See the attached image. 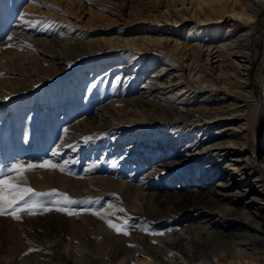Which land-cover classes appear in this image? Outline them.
Wrapping results in <instances>:
<instances>
[{
  "label": "rangeland",
  "instance_id": "1",
  "mask_svg": "<svg viewBox=\"0 0 264 264\" xmlns=\"http://www.w3.org/2000/svg\"><path fill=\"white\" fill-rule=\"evenodd\" d=\"M12 3L13 12L8 17L3 15L6 9L0 7V50L13 45V53L4 54V61H8L13 68L0 65V81L23 78L18 73L20 70L30 68L32 63L45 65V60L50 59L62 66L67 77L50 87L42 84L34 86L25 81L19 82L16 87L11 82L3 85L0 82V168L7 169L13 164L39 165L45 159L61 164L67 162L65 173L37 168L25 173L23 180L15 173L8 175L20 183L26 180L27 186L37 192L47 193L55 189L67 193L73 199L91 200L94 203L72 206L80 213L73 216L58 212L48 205L51 210L46 213L22 215L20 221L7 216L0 217V264H118L120 260L112 258L116 242L111 238L112 235L116 233L122 237L127 256L133 252L139 255L146 248L139 234L140 231L145 232L141 230L145 226L150 231L164 233L152 235L155 238L152 248L165 259L170 254L165 243L172 244L174 251H180L183 247L191 248L194 245L191 241H200L197 229L186 233L189 224L205 226L207 234L213 232V228L208 225L210 222L226 225L217 214L208 216L207 213L198 214L195 211L173 219L172 212L184 211L188 201L174 204L166 197L171 193H180L182 198H189L197 196L196 193L205 195V192L212 189L217 195L231 200L235 206L246 207L248 222L261 227L264 210L258 212L256 208L258 205L264 206V190L259 187L264 182L257 186L252 182L264 178V164L259 165L264 159V92L260 83L264 77V9L253 36L248 81L259 105L252 150L256 163L242 167L240 172H233V168L227 167V163L222 160H210L207 156L195 157L199 152L191 153L195 147H188L189 143L174 144L176 140L171 136L165 137L168 139L165 143L164 136L160 138V135H156L157 131H143L138 135V132H127L126 125L122 124L119 132L125 133L124 136L120 138L111 135L119 123L108 114H103L104 107L115 104L112 110L116 116L125 119L131 126L142 123L138 116L130 119L133 113L131 108L117 103L122 99L135 98L138 94L166 101V95L162 92L164 86L159 85L147 91L138 87V84L134 88L131 83L141 79L167 80L168 73H173L169 75L170 79L181 77L180 71L174 72L179 66L154 72V69L163 67L160 66L162 63L156 59L149 60L152 56L147 55L143 58L149 64L146 68L139 65L138 59L128 63L126 66L129 68L121 72L118 65H113L109 70L102 67V72L89 71V63L80 66L82 59L109 55V50L111 53H119L121 47L125 46L120 45L119 48L113 43L114 39L145 34L149 25L161 26L158 22L169 12L190 8L191 5L170 7L168 12L161 4H148L142 8L136 0H77L74 3L67 0H12ZM22 10L28 12V19L19 18ZM67 38L81 46H86L87 41H100L107 50L96 53L74 51L73 55L67 56L62 51V48L69 46ZM182 40L184 44L189 43ZM44 45L49 47L43 48ZM190 50L189 46L185 52ZM116 61L112 63L116 64ZM73 68V72L76 71L74 74L83 70L87 78L68 87V79L74 76L70 72ZM184 70V78L191 81L188 68ZM204 74L216 78L215 74ZM243 105L241 103L238 107L242 108ZM178 107L181 108V105ZM84 128L92 131L88 137L93 139L89 142L82 137L80 129ZM95 128L104 129L103 135L93 134ZM216 137L212 135L211 139ZM202 140L207 141V136ZM53 152L58 155L53 157ZM191 157L197 159L195 163L190 161ZM183 164L186 172L176 175L172 180L147 178L152 172L170 167L181 168ZM260 169L263 170L262 174ZM64 179L68 184L60 183ZM109 180L129 183L135 189L142 190V193L137 201L131 200L129 190L118 193L116 185L102 184ZM42 181H45L44 187L38 184ZM101 187L106 190L100 191ZM42 199L47 201L50 198ZM109 204L123 209L122 212H116L115 216L109 215L110 220L119 225L127 219L130 225L135 226L130 235L117 234L109 226L100 225L98 216L83 211L91 208L101 210L102 213ZM134 205L143 212L153 208L159 215L166 217L165 221L143 222L141 216L131 212ZM87 222L95 224L87 227ZM136 232L137 236H132ZM107 233L111 234L110 240L105 239ZM182 261L186 263V260Z\"/></svg>",
  "mask_w": 264,
  "mask_h": 264
},
{
  "label": "bare ground",
  "instance_id": "2",
  "mask_svg": "<svg viewBox=\"0 0 264 264\" xmlns=\"http://www.w3.org/2000/svg\"><path fill=\"white\" fill-rule=\"evenodd\" d=\"M67 1L74 3L77 0ZM132 1L134 0H130V2ZM136 1H139L142 8L148 4L153 6L161 4L167 9L188 4L192 7H184L174 13L169 12L168 9L169 14H166L162 21L158 22L161 26L157 27L152 24L149 25V30L145 34L126 39H114L113 43L119 48L120 45L125 46L121 47L122 50L119 53H111L109 50V55L101 54L97 58L82 59L80 66L89 63V67H91L89 71L99 72L102 67L109 70L113 65H118L121 72L129 68V66H126L128 63L138 59L139 65L146 68L149 64H146L143 58L147 55L152 56L149 60L156 59L162 63L160 66L163 67L154 69V72H162L168 67L179 66L174 72L180 71L181 77L174 76L170 79L168 77L173 73H168L167 80L146 81L141 79L132 82L131 85L134 88L138 84V87L147 91H151L159 85L164 86L162 92L166 95V101L145 94H138L135 98L119 100L118 105L133 110L130 119L138 116L142 122H138L133 126L126 123L125 119L115 115L112 110L115 104H112L111 107H104L103 114H108L119 123L111 132L114 134L111 135L123 137L125 133L119 132V130L122 129L121 125L125 124L127 132L155 133L157 131L156 135H160V138L164 136L163 141L165 143L168 140L165 137L169 136L176 140L174 144L189 143L188 147H195L191 153L194 151L199 152V155L195 157L204 158V156H207L210 160L213 158L214 161L222 160L227 163V167L233 168V172H240L242 167L254 165L256 157H254L252 150L259 105L248 86V81L252 63L253 36L258 29V19L264 9V0ZM12 4V0H0V7L6 9L3 13L4 17L12 14ZM19 18L28 19V12L22 10ZM182 39L189 43L184 44ZM66 40L69 42V46L62 48V51L67 56L73 55L74 51L84 53L87 50L86 53H96L97 51L107 50L100 41H87L86 46H81L69 38ZM189 46L191 50L187 53L185 49ZM46 47H49V45L43 46V48ZM11 48L0 50V65L8 69L13 67L8 61H4V58H6L4 54L11 55L13 53ZM88 56H91V54H88ZM115 60H118V62L116 61V64L112 63ZM125 60H127L126 63H123ZM45 61L47 62H45V65L32 63L30 68L20 70L18 73H20V76H24L23 78L4 79L0 82L2 85L11 82L12 86L16 87L19 82L23 83L25 81L26 83H32L34 86L42 84V86L47 85V87H50L67 77V73H65L62 66L56 65L57 63L51 59ZM185 67L188 68L191 74V81L184 78ZM73 70L74 68L70 72H73ZM204 73L215 74L216 78L213 79ZM85 78L87 77L83 70L81 73L74 74L73 77L68 79V87L78 81L83 82ZM260 83L264 92V77ZM241 103H244V105L239 108L241 106L238 107V105ZM179 105H181V108L178 107ZM80 130L83 138L92 134L91 129L84 128ZM94 130L93 134L103 135L104 129L95 128ZM212 135L217 137L211 139ZM226 135L228 136L225 139ZM206 136L207 141H203V137ZM196 160L193 157L190 159L193 163ZM239 160L240 162H238ZM262 164H264V159L259 165ZM210 165L211 162L207 165V168ZM184 168V164L181 168H163L160 171L150 173L147 178L150 180L158 178L162 181L172 180L176 175L186 172ZM260 173L262 174L263 170L260 169ZM256 181L252 183L257 186L260 182H264V178ZM103 182L104 186L105 184L116 185L118 193L129 190L131 200L137 201L142 193V190L135 189V186L129 183H119L113 180ZM60 183L64 185L68 184V181L64 179L60 180ZM38 184L44 187L45 181ZM259 187L264 190V183ZM101 188L100 191L106 190L103 187ZM196 195L198 197L191 196L189 198H182L180 193L166 195L168 200L174 204L188 201L184 211L174 210L172 212L173 219L181 218L186 212L195 211L198 214L207 213L208 216L217 214L219 219L226 225L210 222L208 225L213 228V232L207 234L205 226L189 224L186 233L197 229L196 232L199 233L198 237L200 238V241H197V239L191 241L192 239H190L191 243L194 244L191 246V248H194L193 251L187 247H183L180 251H174L172 244L165 243V247L168 248L170 254L168 253L169 255L165 259L161 256L162 259L152 248V242L155 241L154 236L140 231V237L146 245L145 250L141 251L139 255L137 252H133L132 255L129 253L131 256H127L122 237L117 236L115 233L111 237L116 241L112 258L114 260L119 259L120 263L118 264H199L200 262H203V264H264V219L260 228L254 226L252 222H248V217L246 218V207L235 206L231 200L229 201L217 195L212 189L205 192V195L197 193ZM262 207L264 206L258 205L256 210L258 212L263 211L264 208ZM132 208L134 210L131 212L141 216L143 222L148 220L153 222L165 221L166 217L159 215L153 208V210L147 208L144 212L143 210L139 211L137 205ZM103 215L104 219L99 218V221L100 225L105 227L108 226L105 220H110V217L107 214ZM94 224L95 222H87V227ZM136 234L137 232L132 236H137ZM110 236L111 234L107 233L105 239L110 240ZM121 256L122 259H120ZM171 258L173 260H170ZM182 259L186 260V263Z\"/></svg>",
  "mask_w": 264,
  "mask_h": 264
},
{
  "label": "snow or ice",
  "instance_id": "3",
  "mask_svg": "<svg viewBox=\"0 0 264 264\" xmlns=\"http://www.w3.org/2000/svg\"><path fill=\"white\" fill-rule=\"evenodd\" d=\"M35 2V0H33ZM44 7H53V5H43ZM31 23V22H30ZM39 23V22H37ZM9 40L12 39L11 36L8 37ZM8 47H13V45H8ZM95 87V85H93ZM67 131V130H65ZM92 137L85 138L86 142L91 141ZM58 155L57 152H53L52 156ZM67 162L61 164L53 162L50 159H45L39 165L29 163L24 164H13L7 169L0 168V217H11L17 221H20L22 215L34 216L38 214H44L51 210L48 205H51L58 212H63L69 216L79 215L80 213L76 211L72 206L91 204L94 201L87 200H76L68 196L67 193L58 192L53 189L50 192H37L30 186H27L26 180L23 183L17 182L13 176L8 175L9 173H15L17 177L22 180L25 173L36 170L37 168H42L50 171L58 170L62 173L67 171ZM70 174V173H69ZM48 197L47 201L42 198ZM83 211H87L92 215H96L101 219H104L101 210H94L91 208H85ZM122 212L123 209H116L113 205L109 204L103 212L107 215L115 216L116 212ZM119 219V217H117ZM105 223L109 228L117 232V234L130 235V231L135 228L134 225H130L128 220L125 219L123 224H116L112 220H105ZM141 230L145 231L149 235H164L163 232L150 231L147 226L143 227Z\"/></svg>",
  "mask_w": 264,
  "mask_h": 264
}]
</instances>
